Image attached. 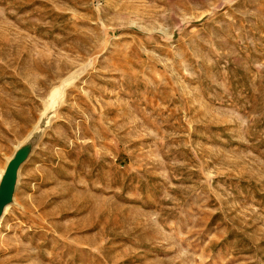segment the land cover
<instances>
[{"label": "rangeland", "instance_id": "374dc122", "mask_svg": "<svg viewBox=\"0 0 264 264\" xmlns=\"http://www.w3.org/2000/svg\"><path fill=\"white\" fill-rule=\"evenodd\" d=\"M40 120L0 264H264V0H0V171Z\"/></svg>", "mask_w": 264, "mask_h": 264}, {"label": "water", "instance_id": "95a60500", "mask_svg": "<svg viewBox=\"0 0 264 264\" xmlns=\"http://www.w3.org/2000/svg\"><path fill=\"white\" fill-rule=\"evenodd\" d=\"M45 119L48 120V116ZM43 121L45 120H40L26 140L17 146L7 159L4 169L0 171V218L6 211L4 207L9 206L14 201L19 169L41 136L46 125Z\"/></svg>", "mask_w": 264, "mask_h": 264}, {"label": "bare ground", "instance_id": "6f19581e", "mask_svg": "<svg viewBox=\"0 0 264 264\" xmlns=\"http://www.w3.org/2000/svg\"><path fill=\"white\" fill-rule=\"evenodd\" d=\"M7 208H8V206H5L4 210H6ZM5 212H7V211H5ZM1 220H2V217L0 218V222H1Z\"/></svg>", "mask_w": 264, "mask_h": 264}]
</instances>
